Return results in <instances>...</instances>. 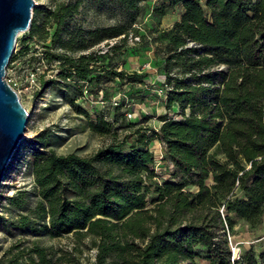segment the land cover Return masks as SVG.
<instances>
[{
    "label": "trees",
    "instance_id": "trees-1",
    "mask_svg": "<svg viewBox=\"0 0 264 264\" xmlns=\"http://www.w3.org/2000/svg\"><path fill=\"white\" fill-rule=\"evenodd\" d=\"M48 1L35 7L22 50L41 44L34 62L56 73L39 78L41 89L76 106L107 84L145 83L147 73L113 60L151 41L136 26L149 0ZM89 5L117 22L85 26L79 16ZM177 6L183 13L163 32L159 69L166 109L177 107L178 118L166 113L154 130L99 116L90 128L111 141L90 156L59 154L49 130L37 134L27 162L33 189L18 188L0 212V231L15 239L0 264H58L65 256L40 239L71 234L92 238L99 264H197L201 250L203 264H264V251L235 259L227 238L232 216L255 227L264 214V0H165L153 14ZM130 36L140 41L130 46ZM104 43L109 49L97 50ZM154 140L170 179L158 180Z\"/></svg>",
    "mask_w": 264,
    "mask_h": 264
},
{
    "label": "rangeland",
    "instance_id": "rangeland-1",
    "mask_svg": "<svg viewBox=\"0 0 264 264\" xmlns=\"http://www.w3.org/2000/svg\"><path fill=\"white\" fill-rule=\"evenodd\" d=\"M165 0H149L142 4L141 14L137 21L142 35L151 37V41L143 42L134 50L115 57L113 62L119 70L129 73H147L143 84L115 83L107 84L105 90L98 95L80 98L73 106L69 99L53 88L41 89L39 78L55 77V72L48 70L45 64L37 65L34 62L37 53L42 51V45L36 41L27 44L29 51L22 53L23 40L28 36V31L22 33L17 40L14 55L18 57L9 63L6 79L18 92L22 105L30 115L25 131L24 140L20 143L18 151L7 168L5 179L0 187V212L5 213L7 198L12 196L18 188L33 189V176L27 168V162L31 155L33 139L44 130L53 134V150L59 154L75 152L81 156H90L98 149L111 141L110 136H104L93 132L91 122H96L99 116H105L109 121L114 114L125 119L130 124H142L143 126L158 130L162 124L161 117L166 113L170 117L178 118V108L172 111L166 109L165 79L159 66L162 57L163 32L170 29L177 22L183 9L181 6L173 7L162 17H155L153 10L160 7ZM36 7L49 5L48 0H35ZM205 4L206 0H201ZM35 9V8H34ZM79 20L85 26H108L117 22L114 15L105 8H95L92 5L85 7L79 16ZM112 42L110 43V45ZM130 46L131 43L129 42ZM109 46L104 43L97 50L106 52ZM21 52V53H20ZM108 61H104L106 65ZM37 71V85H31L30 74ZM117 108H120L117 111ZM84 110L86 115L81 113ZM129 115H132L130 117ZM150 148L156 157L155 170L158 180L170 179L173 168L169 161H164V148L160 141L154 140ZM189 191L196 188L189 186ZM153 194H149L148 207L151 208ZM236 198L242 199L240 190L236 191ZM8 216V214H7ZM234 226L227 230V238L233 257L238 259L248 251L256 255L264 251V214L259 225L252 227L246 221L232 216ZM15 239L8 237L0 231V259L3 253L10 247ZM40 242L53 248L57 257L65 256L58 264H99L98 250L94 247L91 237L78 238L74 235L50 238H41ZM235 249L237 253L235 254ZM197 259V264H203L202 258ZM105 264H113L108 260Z\"/></svg>",
    "mask_w": 264,
    "mask_h": 264
},
{
    "label": "water",
    "instance_id": "water-1",
    "mask_svg": "<svg viewBox=\"0 0 264 264\" xmlns=\"http://www.w3.org/2000/svg\"><path fill=\"white\" fill-rule=\"evenodd\" d=\"M35 7V0H0V187L30 117L6 74L18 37L31 27Z\"/></svg>",
    "mask_w": 264,
    "mask_h": 264
},
{
    "label": "built area",
    "instance_id": "built-area-1",
    "mask_svg": "<svg viewBox=\"0 0 264 264\" xmlns=\"http://www.w3.org/2000/svg\"><path fill=\"white\" fill-rule=\"evenodd\" d=\"M139 41H140V38L139 37L130 36V43H131V45H135ZM37 82H38L37 75H36V73L32 72L30 74V83H31L32 86L33 85L36 86L37 85ZM129 116L132 117V115H129ZM161 158H163V155L161 156Z\"/></svg>",
    "mask_w": 264,
    "mask_h": 264
},
{
    "label": "bare ground",
    "instance_id": "bare-ground-1",
    "mask_svg": "<svg viewBox=\"0 0 264 264\" xmlns=\"http://www.w3.org/2000/svg\"><path fill=\"white\" fill-rule=\"evenodd\" d=\"M237 253V249H235V254Z\"/></svg>",
    "mask_w": 264,
    "mask_h": 264
}]
</instances>
